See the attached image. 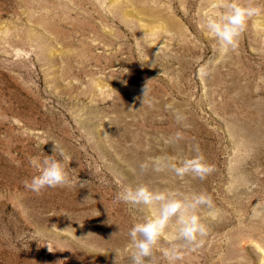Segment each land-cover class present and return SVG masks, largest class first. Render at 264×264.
<instances>
[{"label": "rangeland", "instance_id": "obj_1", "mask_svg": "<svg viewBox=\"0 0 264 264\" xmlns=\"http://www.w3.org/2000/svg\"><path fill=\"white\" fill-rule=\"evenodd\" d=\"M208 4L0 0V264H131L128 231L151 210L116 196L139 183L212 197L207 237L177 264H264V11L225 54L201 27ZM51 140L68 184L36 194L30 159ZM194 145L214 169L204 180L140 172Z\"/></svg>", "mask_w": 264, "mask_h": 264}, {"label": "clouds", "instance_id": "obj_2", "mask_svg": "<svg viewBox=\"0 0 264 264\" xmlns=\"http://www.w3.org/2000/svg\"><path fill=\"white\" fill-rule=\"evenodd\" d=\"M208 7L210 11L202 13L201 27L215 41L217 50L225 54L237 49L239 38L246 30L248 21L264 11L255 5L254 0H209ZM147 94L148 89L145 86L143 98ZM174 119L178 126L188 127L187 116L182 112L176 111ZM182 139L181 132L177 131L165 143L176 144ZM51 141V155L30 159V165L36 174L30 180L24 181V187L36 194L46 188L68 184L69 178L64 166L66 154L55 140ZM192 153L178 162L156 157L141 162L139 169L141 173L149 168L156 173L169 170L181 180L189 175L204 180L214 169L198 145L193 146ZM116 199L133 207L144 206L151 210L149 215L137 219L128 231L134 249L130 254L131 264H146V261L148 264H158L156 251H159L166 264H177L183 260V251H196L208 235V227L202 221L200 211L202 208L213 209L214 203L206 192L189 195L177 190L153 189L145 183H139L135 186H123ZM252 215L256 217L255 209ZM172 223L175 224V233L167 237V246H161L159 242ZM49 251H52L50 246Z\"/></svg>", "mask_w": 264, "mask_h": 264}, {"label": "bare ground", "instance_id": "obj_3", "mask_svg": "<svg viewBox=\"0 0 264 264\" xmlns=\"http://www.w3.org/2000/svg\"><path fill=\"white\" fill-rule=\"evenodd\" d=\"M152 35V34H151Z\"/></svg>", "mask_w": 264, "mask_h": 264}]
</instances>
